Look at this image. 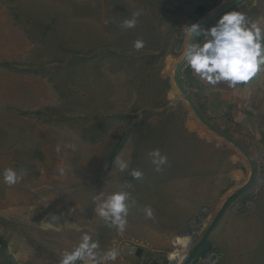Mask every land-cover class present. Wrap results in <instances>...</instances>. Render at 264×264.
Wrapping results in <instances>:
<instances>
[{"label":"rangeland","instance_id":"obj_1","mask_svg":"<svg viewBox=\"0 0 264 264\" xmlns=\"http://www.w3.org/2000/svg\"><path fill=\"white\" fill-rule=\"evenodd\" d=\"M130 1L0 0V264H59L85 232L101 251H119L109 264H130L132 247L180 264L195 227L198 238L229 191L228 153L213 148L243 155L198 121L178 90L169 95L160 77L165 50L154 51L164 36L147 0ZM137 10L136 27L122 29ZM186 110L209 144L185 129ZM156 149L167 157L160 171L148 155ZM7 168L26 174L8 186ZM126 184L135 203L121 234L95 213L93 198ZM255 189L210 236L214 264H264V196ZM52 214L58 226L46 227Z\"/></svg>","mask_w":264,"mask_h":264},{"label":"crops","instance_id":"obj_2","mask_svg":"<svg viewBox=\"0 0 264 264\" xmlns=\"http://www.w3.org/2000/svg\"><path fill=\"white\" fill-rule=\"evenodd\" d=\"M229 1L231 0H147L145 3L147 11L156 20L157 33L164 36V43L157 44L154 51L158 53L159 50H165V57L163 56L165 66L160 69V77L164 78L165 84L171 86L167 91L172 93L169 95H174L173 92L177 90L172 80L173 70L182 58V51L186 48L188 41L184 28L192 23L201 22ZM131 2L127 0L129 5H132ZM233 10L241 11L249 20L259 23L264 28V0H244L229 11ZM217 19L205 28L212 26ZM180 80L206 118L236 138L253 156L260 169V181L255 190L259 197L264 196V72L258 86L248 88L244 92H242L243 84L235 87H230L227 82H220L215 86L209 85L192 73L187 64L180 71ZM178 103L181 107H185L181 100H178ZM174 108H170L169 111ZM186 112L183 122L185 129L194 130L198 139L209 144L207 140L210 139L194 121L192 114L188 110ZM197 120L199 121L198 118ZM213 149L225 151L229 156L228 170L233 185L231 183V187L227 189L229 191L226 198L234 191L232 189L236 183H243L249 171L247 164L243 161L245 158L242 156L241 159L230 146L217 143ZM249 199L246 192L236 200L235 208H243L244 203ZM212 249L205 255L214 252ZM145 254L148 253L142 247L129 248L130 264H142L143 261L146 264H150V261L151 264H160L158 256L149 254L152 259L148 260ZM196 264H200L198 259Z\"/></svg>","mask_w":264,"mask_h":264},{"label":"clouds","instance_id":"obj_3","mask_svg":"<svg viewBox=\"0 0 264 264\" xmlns=\"http://www.w3.org/2000/svg\"><path fill=\"white\" fill-rule=\"evenodd\" d=\"M140 15L139 10L133 12L131 18L122 21L121 28H135ZM184 29L188 43L182 51V62L207 84L215 86L220 82H227L230 87H235L238 84H246L260 72H264V28L249 20L241 11L224 12L207 28L202 27L200 23H192ZM133 47L137 51L142 49L143 40H136ZM64 147L76 150L75 144H65ZM57 151H60L59 146ZM148 155L157 171L167 163V157L161 155L158 149L152 150ZM116 163L122 172L129 169L127 161L118 159ZM60 171L63 172V169ZM25 174L7 168L2 173V182L13 186L19 183ZM129 175L136 180L143 177L142 171L138 169L131 170ZM127 188H131V184H126L121 190L106 197L97 195L93 198L95 213L107 227L115 228L121 234L127 225L129 209L135 203L131 193L125 190ZM145 213L149 217L152 215L150 208H146ZM57 216L52 214L46 227H57ZM118 255L119 251L116 249L101 251L99 241L85 232L70 251L65 250L61 254L59 264H109L115 261Z\"/></svg>","mask_w":264,"mask_h":264},{"label":"water","instance_id":"obj_4","mask_svg":"<svg viewBox=\"0 0 264 264\" xmlns=\"http://www.w3.org/2000/svg\"><path fill=\"white\" fill-rule=\"evenodd\" d=\"M244 0H231L228 3L224 4L222 7L217 9L214 13H212L210 16L203 19L201 22L202 27H206L213 21H215L217 18H219L220 15H222L224 12L229 11L231 8H233L235 5L243 2ZM188 43V41H187ZM187 47V45H186ZM185 64L182 62V58L178 61V63L175 65V68L173 70L172 80L175 84L177 90L179 93L183 96L184 100L188 104V106L191 108L194 115L199 119V121L211 132L216 134L218 137L224 139L225 141L232 144L245 158L247 164H248V176L246 180L243 182L241 186H238L231 194H229L214 216L211 218L210 222L204 229V231L201 233V235L197 238V235L199 233L198 228L195 227L196 234L193 235V238L191 240V243L194 244L189 248V250L186 253V256L180 262V264H193V262L197 259L201 249L203 248L204 244L210 239V236L216 229L217 225L227 212V210L231 207L232 203L236 201L241 195L244 193L250 191L255 188L257 183L260 181L259 177V166L257 165L255 159L250 154V152L247 150V148L242 145L236 138H234L229 133L223 131L222 129L218 128L216 125H214L209 119L206 118V116L203 114V112L200 110V108L197 106L191 95L187 92L186 88L182 84L180 80V71L183 68ZM262 73L260 72L256 77H254L251 81L247 82L246 84H243L242 92L247 90L248 88H254L258 86V84L261 81ZM196 241L194 242V240Z\"/></svg>","mask_w":264,"mask_h":264},{"label":"trees","instance_id":"obj_5","mask_svg":"<svg viewBox=\"0 0 264 264\" xmlns=\"http://www.w3.org/2000/svg\"><path fill=\"white\" fill-rule=\"evenodd\" d=\"M117 148H118V145L116 146L115 150L111 153V156L109 157V163L113 160L114 156L116 155V152H117ZM212 249V245H211V242L210 241H207L203 248L201 249L199 255L197 258L201 257V256H205V254L207 252H209L210 250ZM193 264H196V260L193 262Z\"/></svg>","mask_w":264,"mask_h":264},{"label":"built area","instance_id":"obj_6","mask_svg":"<svg viewBox=\"0 0 264 264\" xmlns=\"http://www.w3.org/2000/svg\"><path fill=\"white\" fill-rule=\"evenodd\" d=\"M218 259V254L215 252L209 253L205 256H201L198 258L200 264H214Z\"/></svg>","mask_w":264,"mask_h":264},{"label":"bare ground","instance_id":"obj_7","mask_svg":"<svg viewBox=\"0 0 264 264\" xmlns=\"http://www.w3.org/2000/svg\"><path fill=\"white\" fill-rule=\"evenodd\" d=\"M191 234H192V233H190V234H189V233H186L187 236H190ZM186 235H185V236H186ZM185 250H186V249H185ZM185 250H182V251H181V254H182ZM175 257H176L175 263H178V261H179V257H180V256H179V255H176Z\"/></svg>","mask_w":264,"mask_h":264}]
</instances>
